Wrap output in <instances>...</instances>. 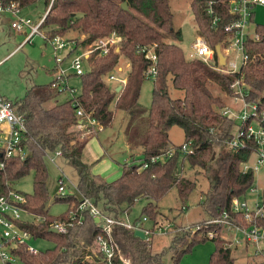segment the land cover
Masks as SVG:
<instances>
[{
	"label": "trees",
	"instance_id": "1",
	"mask_svg": "<svg viewBox=\"0 0 264 264\" xmlns=\"http://www.w3.org/2000/svg\"><path fill=\"white\" fill-rule=\"evenodd\" d=\"M38 1H43L48 10L40 26L46 40L67 31L76 32L72 53L105 41L112 34L119 42L116 45L108 42L106 53L100 48L90 52L86 58L88 68L78 76L81 78L80 95L58 99L62 93L52 87L58 82L54 78L47 84L32 85L23 98L13 103L24 118L26 131L22 143L27 156L22 160L14 157L4 160L0 151V162H4V167L0 168V195L12 189L13 182L34 172L33 191L23 194L26 202L22 209L27 215L19 225L34 238L51 240L53 247L32 254L27 250V244H21L15 246L12 254L26 264H95L99 259L95 242L99 229L95 220L81 211L75 213L74 221L68 218L71 208L78 206V195L56 194L55 201L66 202L69 210L59 217L49 214L46 155L56 150L62 152L61 161L76 172L79 193L105 215L120 218L124 212H130L135 202L144 200L142 216L151 221L152 226L148 227L154 230L161 225L151 216L158 203L172 189L176 190V199L184 203L195 186V181L184 175L185 163L190 169L205 171L213 166L215 170L201 201L207 216L218 218L227 211L235 224L243 223L238 215L230 212V204L233 198L247 193L253 186V171H244L243 166L253 156L256 144L249 139L244 148H228L236 121L220 112L226 99L233 96L231 84L240 79L245 101L255 103L257 111L264 113V25L256 27L255 34L259 36L256 39L247 36L244 46L248 61L238 72L229 75L184 56L181 47L174 42L181 40V31L174 29L170 0H53L51 5L50 0H0V4L14 3L21 11ZM229 1L191 0L190 3L199 32L214 50L216 45L223 48L230 36L225 31L233 19ZM123 2L127 4V10L121 8ZM214 17H217L215 25L212 23ZM149 46L156 55V73L152 78V102L147 110L138 104V96L151 65L142 51ZM120 54L129 60V66L125 84L117 91L102 79L118 64ZM214 58L216 65V53ZM172 90L179 92L176 97L172 96ZM113 109L129 116L124 130L125 142L131 151L141 149L142 160L136 162L132 158L130 165L125 163L119 178L107 182L91 172L93 164L83 161L89 138H82L81 132L92 131L94 135L98 132L95 125H88L87 117L102 128L108 127L113 120ZM78 110L82 111V117L77 116ZM262 123L264 126V120ZM173 126L183 131L184 143L190 145L189 153L181 151L183 143L173 146L171 154L167 155L170 150L168 132ZM161 156L158 161L151 160ZM144 163H147L145 168ZM55 221L72 225L65 233H52L50 227ZM212 226L211 230L220 233L214 238H209L204 229L189 239L186 233L175 235L168 249L175 256L174 264L192 245L205 240L215 244L208 264H235L234 251L246 252V258L250 257L248 264H257V258L248 248L226 247L229 240L222 237L223 227H209ZM113 239L121 251L129 255L132 264H164L166 251L152 252L150 241L136 237L132 230L115 227Z\"/></svg>",
	"mask_w": 264,
	"mask_h": 264
},
{
	"label": "rangeland",
	"instance_id": "2",
	"mask_svg": "<svg viewBox=\"0 0 264 264\" xmlns=\"http://www.w3.org/2000/svg\"><path fill=\"white\" fill-rule=\"evenodd\" d=\"M191 0H170V8L173 13V26L175 30L181 31V40L174 41L183 50L184 56L190 60L189 55L192 53V43L195 41L197 35H199L196 23L193 19V14L190 8ZM254 23L257 25H264V5L263 7L257 6L253 10ZM46 13V7L43 1H38L35 5L28 7L26 10H21L18 16L29 18L33 24L38 23L43 15ZM14 16L8 12L0 13V95L11 101L17 102L25 95V92L32 85L47 84L59 75V70H54V67H58L55 63V55L59 63V67L67 74L70 91L60 94V100H63L69 96H77L81 93V78L74 75L70 68V61L78 56L82 55L83 51H89L93 49L94 45L84 47L83 50H75L73 53H68L67 49L58 50L55 52L50 41L46 40L45 36L40 34H34L29 42L25 41L26 35L17 33L11 28V21ZM251 29V28H250ZM25 31V30H24ZM29 32V29H26ZM62 39L73 40L76 37V32L67 31L64 34H57ZM203 36L204 39L205 36ZM83 36L80 37V39ZM104 40V39H103ZM107 41L116 45L119 42L113 34L106 38ZM97 43V42H95ZM69 54V55H67ZM90 64V63H89ZM129 66V60L122 54L119 56L118 64L111 68L107 76L113 75L118 79H125ZM84 70L88 68V62L85 57L82 63ZM103 77L102 80L104 79ZM109 86L116 85V81L105 80ZM153 87V81L150 77L146 78L141 85L140 94L138 98V104L144 108L149 109L152 102L151 92ZM179 93L172 90L171 94L176 97ZM232 98L226 99L225 107H231L232 111L236 114H240L243 105L240 102L233 103ZM250 107V105H247ZM113 120L108 127L95 128L98 130L97 134H91L90 132H81L82 138H89L85 147V158L95 166V171L101 176L104 181L111 182L119 178L123 172L125 163L130 165L132 158L136 162L142 160L141 149L137 148L132 151L126 145L124 130L127 126L129 116L120 110L113 109ZM140 121V120H139ZM144 121V120H143ZM239 125V121L236 120L232 133H235ZM146 125L144 124V128ZM84 128V127H83ZM96 133V131H95ZM91 135H93L91 137ZM169 146L171 149L173 146H178L184 143V133L179 127L173 126L169 132ZM91 137V138H90ZM57 164L61 169V172L46 159L47 170V182L46 187L48 193V206L49 214L52 217H59L67 213L69 206L66 202L55 201V195L58 189V179L64 180V190L66 193H72L73 187L70 185L73 183L76 186L77 175L73 168L66 166L61 159H57ZM181 161V158L180 160ZM135 162V163H136ZM180 163V162H179ZM248 164L253 167L255 164V158L252 156ZM184 175L195 181V186L189 193L188 199L181 203L176 199V190L172 189L155 207L152 211L153 217L158 219L161 223L157 228L167 226L168 231L155 232L149 236L152 252L166 251L164 256V264H174V257L172 252L169 251V246L173 241L175 235L186 233L189 239L197 232L213 231V238L217 237L220 233L209 227L207 221L209 218L201 207V201L203 194L208 190L211 180L214 177V168L209 166L208 170H200L198 168H186L184 163ZM30 171L27 175L13 182L10 187L22 194H31L33 191V174ZM253 187L257 188V194L262 193L264 186V169H258L253 172ZM68 180L71 181L68 182ZM249 196L251 195H247ZM145 204L144 200L137 201L130 208L129 213L121 214L127 223L133 224L136 220L140 219L143 215L142 210ZM183 206V207H182ZM147 226H152L151 221L148 219ZM210 230V231H209ZM224 233V232H223ZM228 241V233L225 232L222 235ZM26 244L35 249L37 252H45L53 247V242L47 238H34L31 237L26 241ZM215 250V244L211 240H205L197 242L192 245V248L184 254L177 264H208L210 255ZM253 249L250 248L249 252ZM235 264L249 263L246 258L247 253L240 251H234ZM248 261V262H247ZM0 264H5L0 260ZM11 264H26L18 258H14Z\"/></svg>",
	"mask_w": 264,
	"mask_h": 264
},
{
	"label": "built area",
	"instance_id": "3",
	"mask_svg": "<svg viewBox=\"0 0 264 264\" xmlns=\"http://www.w3.org/2000/svg\"><path fill=\"white\" fill-rule=\"evenodd\" d=\"M52 2L53 0H50V5ZM256 5L263 6L264 0H230L228 2L229 13L233 15V19L225 27V31L228 32L230 36L227 39L226 45L221 48L220 51L225 58L224 66L219 65L218 61L217 64L214 65L215 50L207 44L206 39H204L201 34L197 35L195 41L192 43V53L189 55L191 60H200L210 68L225 74L232 75L233 73L238 72L241 66L248 61V54L245 51L244 46L248 36L246 29L251 22L252 9ZM1 12H8L14 16L10 25L16 32L21 33L24 32V30L26 31V29H29V32H25L26 37L24 44L29 42L34 34L43 35L45 38L43 32L40 30L45 15L41 17L38 23L33 24L29 18L18 16L20 10L14 3H9L6 6L0 4V13ZM47 12L48 10L46 13ZM208 14H212L211 9L208 10ZM216 19L217 17H214L212 20L214 25L217 22ZM252 37L256 39L259 36L255 34ZM48 41H50L55 52L67 49L69 53L75 46L74 41L62 39L59 36H55ZM108 42L109 41L107 40L97 42L95 43V48H90L89 51L87 50L86 52H83L82 55L74 57L70 61V68L74 75L80 76L84 73L85 70L82 67V63L85 57H88L90 52L100 48L104 50L103 53H106V45ZM152 49L153 47L149 46L142 50L145 54V58L149 60L151 64L146 71V76L150 77V79L153 78L156 73V55ZM55 62L58 65L61 62L58 61L56 55ZM57 70H59V75H57L55 79H57L58 82H54L52 87H54V89L57 88L61 93L70 91L71 94L72 89L69 88L65 71L60 67ZM104 79L119 82L120 85L125 84V79H118L113 75H106ZM231 88L233 89L231 100L233 103L240 102L243 107L240 114L234 113L229 106L224 107L220 112L222 116H229L235 121H239L236 132L232 134L231 139L228 141V148L233 150L242 147L244 148L246 140H253L256 144V149L252 153L255 158V164L251 167L246 163L243 166V170H251L254 172L258 169H264V126L262 123L264 120V113H259L257 111L255 103H247L245 101L240 79H236L231 84ZM247 105H250V107ZM76 114L79 117L83 116L81 110H78ZM87 123L88 125H95L98 128H102L94 120H91L88 117ZM78 127L81 128V125ZM83 127H85V125ZM85 128H87V124ZM25 131L26 127L22 115L17 112L11 101L0 95V151L4 160L12 157L22 160L27 156V150L22 143L23 133ZM171 151L172 149L167 152V155H170ZM181 151L189 153L191 151L189 143H184L181 146ZM46 158L61 172L56 161L57 159L62 158V152L60 150L54 151L53 154H47ZM159 159H162V156L152 158L151 160L155 162ZM3 167L4 162L2 161L0 162V168L2 169ZM145 167H147V163L143 164V168ZM68 182L71 183L70 180H68ZM63 185L64 180L62 178L58 179V189L56 194L59 196L67 194ZM70 185L74 189L72 193H75L80 198L78 206L71 208L68 215L71 222L75 220V213L77 211L87 212L94 220L95 218H98V222L96 223L98 224L99 234L96 237L95 242L99 252V259L96 260L95 264H132L129 255L124 254L113 239V230L115 227H124L134 232L137 230L142 231L144 239L146 240H149V236L155 232L168 231L167 226L156 227L152 230V228L145 225L148 221L146 216H142L133 224H130L121 217L117 218L105 215L90 199L82 196L73 183ZM247 195L251 196L247 198ZM25 202L26 197L14 189H9L5 194L0 195V260L5 264H11L14 258H16L11 252L15 246L26 244V241L32 237L19 225V222L24 219V215H27L22 209V205L25 204ZM230 209V212L238 215L243 223L238 222L235 224V221L231 219L230 214L227 211H224L220 217L209 219L207 221L208 225L221 226L224 231L228 233L229 243H227L226 247L228 246L236 250L243 249L244 247L248 249L252 248L253 250L251 251V254L257 258V264H264V224H261L264 222V186L262 193L260 194H257V188L252 186L247 193L240 197L233 198L230 204ZM70 225L72 224L66 221H55L51 224L50 228H55L57 232L65 233L67 227ZM212 232L213 231L207 232L209 238H213ZM27 250L32 254L37 253V251L29 245H27Z\"/></svg>",
	"mask_w": 264,
	"mask_h": 264
},
{
	"label": "crops",
	"instance_id": "4",
	"mask_svg": "<svg viewBox=\"0 0 264 264\" xmlns=\"http://www.w3.org/2000/svg\"><path fill=\"white\" fill-rule=\"evenodd\" d=\"M257 6H259V5H256V6H254L253 7V9H252V18H251V22L249 23V26L247 27V29H246V33L248 34V36H253V35H255V30H256V27L258 26L257 24H255L254 23V12H253V10H254V8L255 7H257ZM261 7V6H260ZM263 7V6H262ZM251 28V29H250ZM25 32H27V31H24V32H21V34H24L25 35ZM199 32V31H198ZM18 33V32H17ZM199 35L201 34V32H199L198 33ZM202 35V34H201ZM220 49H221V47H220ZM217 61H218V59H217ZM58 68H59V65H58ZM57 68V69H58ZM61 68V67H60ZM54 70H55V67H54ZM53 79H54V77H53ZM51 80H52V78H51ZM69 82V81H68ZM117 84L116 85H114V86H111L112 88H115V89H117L118 88V86H122V85H120V83L119 82H116ZM73 89V88H72ZM59 98V97H58ZM88 132V131H87ZM127 145V144H126ZM128 147V146H127ZM130 150V149H129ZM131 151V150H130ZM85 149H84V152H83V161L85 162V163H88V164H90L91 162L90 161H87L86 159H84L85 158ZM52 164V163H51ZM93 164V163H92ZM54 165V164H53ZM55 166V165H54ZM56 167V166H55ZM57 168V167H56ZM58 169V168H57ZM91 172L93 173V174H98V172H96L95 171V166H92V169H91ZM99 175V174H98Z\"/></svg>",
	"mask_w": 264,
	"mask_h": 264
},
{
	"label": "water",
	"instance_id": "5",
	"mask_svg": "<svg viewBox=\"0 0 264 264\" xmlns=\"http://www.w3.org/2000/svg\"><path fill=\"white\" fill-rule=\"evenodd\" d=\"M120 6H121V8L123 10H127L128 9V6H127V4L125 2L121 3ZM220 51H221L220 45H216L215 46V53H216V56L218 58V63H219V65L224 66L225 58H224V56L222 55V53ZM120 89H121V87L118 86V88L116 90L120 91ZM95 222H98V218H95ZM50 232L57 233V230L55 228H50ZM134 235L136 237L140 238V239H144V234H143L142 231L137 230V231L134 232Z\"/></svg>",
	"mask_w": 264,
	"mask_h": 264
},
{
	"label": "bare ground",
	"instance_id": "6",
	"mask_svg": "<svg viewBox=\"0 0 264 264\" xmlns=\"http://www.w3.org/2000/svg\"><path fill=\"white\" fill-rule=\"evenodd\" d=\"M210 231V230H209ZM246 253V252H245ZM251 256V255H250ZM248 258H250V257H248ZM248 262V261H247ZM250 262V261H249ZM246 264H248V263H246ZM251 264V263H250Z\"/></svg>",
	"mask_w": 264,
	"mask_h": 264
}]
</instances>
